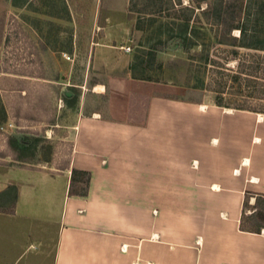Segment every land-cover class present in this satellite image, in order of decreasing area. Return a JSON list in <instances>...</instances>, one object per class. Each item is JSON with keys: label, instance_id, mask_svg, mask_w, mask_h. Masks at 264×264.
<instances>
[{"label": "crops", "instance_id": "obj_1", "mask_svg": "<svg viewBox=\"0 0 264 264\" xmlns=\"http://www.w3.org/2000/svg\"><path fill=\"white\" fill-rule=\"evenodd\" d=\"M105 87L101 109L79 104L66 166L0 174L12 213L35 222L22 264H264V228L238 226L264 194V115L126 76ZM72 168L89 175L83 195Z\"/></svg>", "mask_w": 264, "mask_h": 264}, {"label": "rangeland", "instance_id": "obj_2", "mask_svg": "<svg viewBox=\"0 0 264 264\" xmlns=\"http://www.w3.org/2000/svg\"><path fill=\"white\" fill-rule=\"evenodd\" d=\"M219 19L239 21L242 39ZM257 59L264 63V0H0V174L66 166L79 104L101 109L112 77L264 115L262 74L244 71ZM83 180L75 175L71 189ZM13 188L0 193V264H22L21 246L33 241L21 229L33 219L11 211ZM244 200V224L263 226L264 200L255 211Z\"/></svg>", "mask_w": 264, "mask_h": 264}, {"label": "trees", "instance_id": "obj_3", "mask_svg": "<svg viewBox=\"0 0 264 264\" xmlns=\"http://www.w3.org/2000/svg\"><path fill=\"white\" fill-rule=\"evenodd\" d=\"M177 2L179 3L180 0H177ZM222 5L223 6V11H225V9L227 10L228 8V4H226L225 2L224 3H220L219 4V9L218 10H221V7L220 6ZM222 11V12H223ZM220 13H218V16ZM218 19V18H217ZM218 21V24L221 28H223V31L224 33H229L230 30L232 29H238L239 33H241V36L238 35V41L239 39H242V35H243V29H242V25L239 23V21L233 23H228L226 22L224 19H219L217 20ZM230 39H232L233 41L236 40V37L235 36H230L229 37ZM256 66L254 67H251V65L249 66V68H244V71L248 70V72H255L257 74H262V81L261 82H264V63H261L258 61V59L256 61ZM248 76V75H247ZM261 86H264V83L261 84ZM264 88V87H262ZM264 90V89H263ZM215 104L216 105H220V102H221V97L218 96L217 98H215ZM229 108H233V109H238V110H247V111H253L252 109H250L249 107H241V106H227ZM79 174H82L84 175V180L82 182V187L79 189V190H72L71 188H69V192L70 193H73V194H79V195H83L86 191V186H87V181H88V173L86 171H81V170H76V169H71V180L73 181L74 180V177L75 175H79ZM260 200H264V194H257L254 196V201L252 202V206H253V211H255L257 208H256V202L260 201ZM245 204V200H243V203H242V207L243 205ZM241 207V212H240V217H239V229L240 230H245V231H250V232H259L261 228H264V225L263 226H252V223L249 224V226H246L244 224V218H243V215H244V212H243V209Z\"/></svg>", "mask_w": 264, "mask_h": 264}, {"label": "built area", "instance_id": "obj_4", "mask_svg": "<svg viewBox=\"0 0 264 264\" xmlns=\"http://www.w3.org/2000/svg\"><path fill=\"white\" fill-rule=\"evenodd\" d=\"M128 49H129V47H125V48H124V50H128Z\"/></svg>", "mask_w": 264, "mask_h": 264}]
</instances>
